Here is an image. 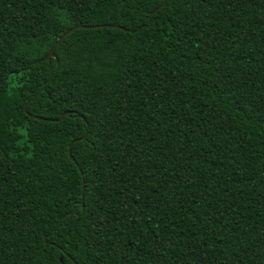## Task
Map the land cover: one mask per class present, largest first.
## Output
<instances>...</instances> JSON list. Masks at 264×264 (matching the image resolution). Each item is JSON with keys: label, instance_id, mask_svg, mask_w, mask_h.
<instances>
[{"label": "trees", "instance_id": "1", "mask_svg": "<svg viewBox=\"0 0 264 264\" xmlns=\"http://www.w3.org/2000/svg\"><path fill=\"white\" fill-rule=\"evenodd\" d=\"M0 264H264V0H0Z\"/></svg>", "mask_w": 264, "mask_h": 264}, {"label": "water", "instance_id": "2", "mask_svg": "<svg viewBox=\"0 0 264 264\" xmlns=\"http://www.w3.org/2000/svg\"><path fill=\"white\" fill-rule=\"evenodd\" d=\"M163 6H164V3H162V4H161L156 10H154V11L152 12L151 15H154V14H155L159 9H161ZM108 26H109V27L119 28V26H115V25H108ZM95 27H99V26H86V25H80V26H77V27L72 28L71 30L67 31L63 36H61V37L58 39V41L56 42L55 46L51 49V51H50V53H49V55H48V60L50 61L52 58H55L56 60H58L57 57L55 56L54 52H55L56 48L62 43V41H63V40H64V39H65V38H66L71 32L75 31L76 29H91V28H95ZM25 110H26V106H25ZM66 115H69V113H67ZM63 117H64V116H62L60 120H62ZM82 118H83V121H85V118H84V117H82ZM84 138H85V137H84ZM71 159L74 161V158H73L72 156H71ZM83 206H84V203H82V207H83ZM44 241H45V242L47 241V237L44 238ZM68 257H69L74 263H76V262L71 258L70 255H68ZM60 261L62 262L63 259L60 258Z\"/></svg>", "mask_w": 264, "mask_h": 264}]
</instances>
